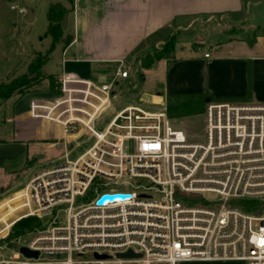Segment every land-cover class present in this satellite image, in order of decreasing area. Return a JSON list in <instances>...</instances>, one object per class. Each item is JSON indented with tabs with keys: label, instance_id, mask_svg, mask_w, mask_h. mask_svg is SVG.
<instances>
[{
	"label": "built area",
	"instance_id": "built-area-1",
	"mask_svg": "<svg viewBox=\"0 0 264 264\" xmlns=\"http://www.w3.org/2000/svg\"><path fill=\"white\" fill-rule=\"evenodd\" d=\"M128 76L124 62L109 82L63 73L48 98L29 101L18 123L42 128L40 140L92 142L0 201V250L17 249L0 264H264V214L238 206L264 200V103L209 102L200 133L192 113L118 107L115 89ZM28 218L39 226L16 233ZM23 234L32 237L18 245Z\"/></svg>",
	"mask_w": 264,
	"mask_h": 264
},
{
	"label": "crops",
	"instance_id": "crops-1",
	"mask_svg": "<svg viewBox=\"0 0 264 264\" xmlns=\"http://www.w3.org/2000/svg\"><path fill=\"white\" fill-rule=\"evenodd\" d=\"M69 1L72 10L64 21L61 39L70 36L71 40L61 45L60 72L50 75L59 79L69 73L106 80L124 62L129 76L120 82L135 87L130 91L131 104L167 108L169 99H174L170 96L190 94H205L210 102L264 103V12L257 21L251 19V9L261 13L264 0ZM232 15L243 16V30L253 32L252 39L224 33L221 23H230ZM167 27L192 33L161 50L167 41L157 35ZM145 55L146 60H139ZM25 95L29 93L1 104L0 115L6 127L13 124V130L8 136L4 135L6 127H0V169L6 162H23L26 154L41 158L38 152L51 150L42 147L51 144L49 141L35 140L20 130L23 125L18 119L32 100ZM8 110L11 117L5 115ZM30 143L34 149L29 154ZM19 144L21 150L7 148ZM225 262L237 261L190 263Z\"/></svg>",
	"mask_w": 264,
	"mask_h": 264
},
{
	"label": "rangeland",
	"instance_id": "rangeland-1",
	"mask_svg": "<svg viewBox=\"0 0 264 264\" xmlns=\"http://www.w3.org/2000/svg\"><path fill=\"white\" fill-rule=\"evenodd\" d=\"M59 1V0H0V82L6 81L12 74L18 75L22 74L29 62L31 55L34 52L44 53L50 46V38L44 37L47 27L46 20V12L48 5L51 2ZM15 3L18 6L24 7L27 10H31L33 12V20L32 22L25 21V14H17L16 11L10 10V4ZM261 13L257 10L258 8L251 9V19L252 21H257L260 18V15L263 14L262 8H259ZM231 22L229 23L227 20H224L221 23L224 33H234L237 37H245L247 39H252L254 37V33L248 30L247 32L243 30L246 28L245 22H243V16L241 15H232L230 17ZM242 21V22H241ZM192 32L189 31H173L172 28L167 27L157 35V38H161L163 41L169 42L168 47H172L173 44L181 41L182 37L189 35ZM186 36V37H187ZM66 44L64 39H60L53 51L49 54V60L42 67V79L33 84L28 89H26L20 95H24L29 93L32 96L33 100L36 99H44L48 98L49 91V82L48 75L50 74H58L60 72V55L61 48ZM62 45V46H61ZM166 48V49H167ZM112 78V75L106 79V82H109ZM135 89L134 86L123 85L122 82L116 87V92L120 94L119 99H117L116 105L118 107H122L128 104H131L130 99V91ZM19 95V94H18ZM23 96V98H26ZM17 95L12 96L9 100L16 99ZM28 98V97H27ZM20 99V97L18 98ZM8 100V101H9ZM28 101V100H26ZM23 101V104L26 103ZM17 102V101H16ZM6 103V102H5ZM4 103V104H5ZM176 99H169V104H176ZM3 104V103H2ZM28 104V102L26 103ZM146 108V107H145ZM3 111L2 105L0 104V114ZM192 113L193 117H190L192 125L196 126L197 132H201V121L203 120V112L195 113L192 111H188ZM6 117H11L13 114L10 110L6 112ZM190 121L188 123H190ZM21 124L22 127H31V125L23 121ZM200 125V128L198 127ZM4 125V126H2ZM7 124L2 115H0V127H6ZM19 126V124H18ZM8 131L5 132L4 135H12L13 124L9 123V127L4 128ZM200 129V130H199ZM1 130V129H0ZM50 133V132H49ZM193 134L196 133V129H193ZM31 137L37 140L44 135L42 128L40 127H31L30 131ZM54 137V136H53ZM33 139V140H34ZM92 140L88 139L87 136H82L75 141H63L64 146H59L58 143H51L49 145H42L43 148L51 149L50 151L38 152L41 155V158L35 155L32 158L28 157V154L24 156L23 162H8L9 164L1 167L2 170L0 172V201L5 198H9L19 189H21L26 182H28L35 173L39 172L43 167H49L56 163H61L64 161V154L67 152L69 147L74 148V150L78 149L79 151L84 150L91 144ZM30 143L28 145L27 152L30 154L34 147ZM80 147V148H79ZM8 149L16 148L17 150H21L23 148L22 145H7ZM75 155L71 156V159L74 158ZM18 198V197H17ZM204 199L208 202L215 203L219 196L215 193L207 192L204 193ZM263 215L264 213H259ZM58 220H63L64 215L58 214ZM40 224V221H39ZM31 235L23 234L19 236L18 245L23 244L31 239ZM10 250H0V255L4 258L11 259L12 255L17 251L15 246H10ZM184 264H245L243 262H225V263H184Z\"/></svg>",
	"mask_w": 264,
	"mask_h": 264
},
{
	"label": "trees",
	"instance_id": "trees-1",
	"mask_svg": "<svg viewBox=\"0 0 264 264\" xmlns=\"http://www.w3.org/2000/svg\"><path fill=\"white\" fill-rule=\"evenodd\" d=\"M72 10V3L67 0L51 2L48 5L46 12L47 27L44 37L50 38V46L44 53L34 52L31 55L26 69L22 74H12L6 81L0 82V104L6 102L14 95H20L33 84L39 82L43 75L41 72L42 67L47 63L49 54L54 50L57 42L63 35V24L68 13ZM71 37L65 39V43H69ZM169 42L161 45V50H166ZM148 55L141 57L139 60L144 61ZM148 66V63L145 67ZM49 91L53 92L58 84V77L49 75ZM208 96L205 94H190V95H176L170 96L177 100V103L167 104V109L170 111L187 112L192 111L201 113L204 111L205 99ZM238 206L249 213L259 214L264 213V200H241L238 201ZM39 226V221L36 218H28L22 220L16 225V233L32 230Z\"/></svg>",
	"mask_w": 264,
	"mask_h": 264
},
{
	"label": "water",
	"instance_id": "water-1",
	"mask_svg": "<svg viewBox=\"0 0 264 264\" xmlns=\"http://www.w3.org/2000/svg\"><path fill=\"white\" fill-rule=\"evenodd\" d=\"M25 21L26 22H32V12L31 10H27V13H26V16H25ZM210 100L209 99H206L205 100V103H209ZM82 132H84V130H82ZM78 133L77 135L73 136L74 138H77L79 137V135L82 133ZM114 197H119V198H125L126 195H123V194H119V195H105V196H102L98 203L101 204L105 199H113ZM20 252L23 253L25 256H28V257H36L37 253L36 252H31L29 250H27L26 248L24 247H21L20 248ZM96 257L98 258H101V259H104L106 256L105 255H102V256H98V255H95ZM134 254L131 252V251H128L127 253H124V254H118V257H133Z\"/></svg>",
	"mask_w": 264,
	"mask_h": 264
},
{
	"label": "snow or ice",
	"instance_id": "snow-or-ice-1",
	"mask_svg": "<svg viewBox=\"0 0 264 264\" xmlns=\"http://www.w3.org/2000/svg\"><path fill=\"white\" fill-rule=\"evenodd\" d=\"M155 147V146H154ZM262 243H264V242H262Z\"/></svg>",
	"mask_w": 264,
	"mask_h": 264
}]
</instances>
